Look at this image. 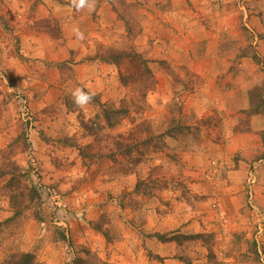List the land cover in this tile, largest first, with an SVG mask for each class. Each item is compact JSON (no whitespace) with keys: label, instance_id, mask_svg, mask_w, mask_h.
I'll return each mask as SVG.
<instances>
[{"label":"rangeland","instance_id":"rangeland-1","mask_svg":"<svg viewBox=\"0 0 264 264\" xmlns=\"http://www.w3.org/2000/svg\"><path fill=\"white\" fill-rule=\"evenodd\" d=\"M115 1L116 12L130 32L119 50L134 48L133 41L144 16L142 7L124 0ZM250 9L262 17L264 24V0L251 2ZM232 26L222 37L223 56L230 58V68L217 80L219 86L206 89L209 90L200 103L190 97L202 93L203 80L187 70L158 64L160 71L174 78L167 80L171 84L168 92L166 80L155 79L152 87L150 79L135 74L136 66L123 63L116 68L118 80L109 83L114 94L111 93L112 99L106 95L103 100H109L103 101L95 96L90 103L78 106L72 97L78 84H73L74 80H62L67 85L60 88V95H52L48 106L40 107L45 116H38L37 107L32 104L35 97L26 96L20 86L2 73L0 169L10 171L7 165L13 162L23 174L22 179H18L20 184L34 188L35 194L30 200L31 194L25 193L23 188L24 196L20 198L22 187L10 188L12 176L0 178V262L10 254L31 252L36 264H72L78 257L89 259L84 252H90L104 264H165L164 260H170V264H264V200L254 193V186L261 185L255 171L257 167L251 165L247 171L244 184L247 212L240 214L238 199L231 198L238 195L231 187L240 176L228 178L233 180L228 184L223 182L225 173L216 172L221 162L219 154L208 150L210 144L220 141L215 136L222 129L220 121L224 120V115L228 110L240 108L249 91L260 87L264 80V59L257 53L259 63L252 60L254 70L245 69L242 75L248 80H237V83L231 80L238 75L239 51L247 52L248 46L246 27L238 18ZM236 32L237 36H233ZM64 73L71 78L72 73L67 69ZM119 73L123 74L126 85L120 84ZM96 101L113 110L122 107L127 114L119 117L113 128L101 129L94 139L85 134L81 123L86 124L97 114L101 115L102 109ZM214 106L224 111L210 109ZM212 110L215 114H211ZM243 112H239V124L234 128L241 132L233 135L244 134L246 131L242 130L248 128L250 117ZM225 119V124H232L237 117ZM200 120L203 121L200 123ZM170 122L171 126L173 122L181 128L200 127L201 134L166 138L162 152L147 150L143 157H132V161L135 157L140 160L131 168L132 173L127 159L111 162L109 148L118 136L143 141L152 132L163 133ZM44 124L49 125L42 130ZM100 124L104 126L102 120ZM54 127L56 129H51ZM32 132L38 138L39 147L31 137ZM259 135L264 154V130ZM80 152L85 156L96 157L97 154L102 159L91 160L94 164L89 165V160L83 159ZM237 156L232 160L236 161ZM140 179L143 186L135 192ZM9 194L16 195L13 202ZM256 204L261 206L259 211ZM16 211L19 215L14 216ZM155 224L168 233L204 235L205 244L201 241L167 243L162 249L164 259L150 252L148 256L144 244L138 243L131 230L136 234L140 232L144 239L151 234L146 235L142 229H151ZM125 240L130 241L131 250L122 243ZM142 257L153 258L154 262H142Z\"/></svg>","mask_w":264,"mask_h":264},{"label":"crops","instance_id":"crops-1","mask_svg":"<svg viewBox=\"0 0 264 264\" xmlns=\"http://www.w3.org/2000/svg\"><path fill=\"white\" fill-rule=\"evenodd\" d=\"M253 1L255 0H124L127 4L142 7L144 16L133 45L136 52L148 61L147 66L154 79L166 80L169 92L171 84L167 80L174 78L171 74L160 71L158 64L187 70L203 80L200 85L202 93H194L190 97L199 103L205 98L204 94L213 89L217 80L230 68V58L223 56L222 37L228 28L233 27L234 19L238 18L239 23L246 27L248 45L264 59V24L262 17L250 9ZM116 7L115 0H95V10L91 12L87 8L75 10L70 0H0V80H4L2 73H5L22 88L26 96H34L36 103L32 104L37 107L38 116H45L40 107L48 106L52 95L61 94L60 88L64 89L67 85L62 80H74L73 84L77 83L79 88L99 96L100 100L106 95L112 99L109 83L118 80L117 69L114 65L102 63L95 55L101 46L119 50L126 41V23L116 12ZM76 28L84 33L83 40L75 36ZM233 36H237V32ZM237 61L238 75L231 79L236 80L234 83L241 79L248 80L242 76L245 69L254 70L250 57H241ZM65 69L72 73L71 78L66 77ZM207 88L209 89L206 90ZM107 100L109 98L103 101ZM210 109H216L219 113L224 111L217 106ZM248 109L247 98L240 108L228 110L224 120L220 121L222 129H218V136H215L220 141L208 146V150L219 154L221 162L216 172L225 173L223 182L228 184V178L240 176L230 186L232 190L238 191V195L231 198L238 199L237 211L240 214L247 212V209L246 212L244 210V184L251 165L257 167L255 171L261 184L260 187L254 186L255 197L264 200V194L261 196V188L264 190V154L259 135L264 130L263 115L251 116L249 131L233 135L234 128L239 124V112ZM211 114H215L213 110ZM233 115L237 120L232 124H225V117L233 120ZM46 125H42V130L46 129ZM229 132L231 135L227 134ZM31 137L39 147L35 132L31 133ZM235 155H238L236 161L232 160ZM257 206L255 208L258 210L261 206ZM131 231L139 240L138 243L144 244L147 253L164 259L162 249H165L167 243L147 237L143 239L140 232L136 234L135 230ZM142 231L146 235L168 232L156 224L153 228ZM122 243L130 248L129 240ZM140 260L154 262L153 258L147 257ZM168 261L170 262H163L170 264Z\"/></svg>","mask_w":264,"mask_h":264},{"label":"trees","instance_id":"trees-1","mask_svg":"<svg viewBox=\"0 0 264 264\" xmlns=\"http://www.w3.org/2000/svg\"><path fill=\"white\" fill-rule=\"evenodd\" d=\"M127 29V27H126ZM126 37H130V32L128 29L126 30ZM99 51L96 53V59L101 61L102 63L114 65L116 68H119L123 63H127L130 65L136 66L134 68L135 74L139 76L140 78H148L152 82L150 85L152 87L155 85L154 83V77L152 72L147 66L148 61L136 50L132 47L127 50H116L113 48H105V47H100L98 49ZM247 52L245 51H239V57H250L256 64L259 63V59L250 45L247 46ZM251 51L250 53H248ZM123 74L119 73V81L120 84L126 85V80L123 78ZM143 81V80H142ZM148 80H144V82H147ZM150 90V89H149ZM85 91V90H84ZM87 92V91H85ZM88 93V92H87ZM92 100H95L96 97L94 95ZM248 100H249V109L244 111L243 113L246 114L247 117H251L254 115H264V80L263 83L260 87L256 89H252L248 93ZM97 105L102 109L101 110V115L97 114L94 118L93 121H89L86 124H82V129L84 130L85 134L87 136L95 137L98 136L100 133L101 129L104 128H113L118 123L119 117H123L124 115L127 114V111L120 108H114L110 109L105 107L103 104H101L99 101H96ZM113 107V106H112ZM103 121L104 126H100V121ZM173 121V120H171ZM203 120H200L199 122L201 123ZM220 121V120H219ZM139 127V126H138ZM136 127V128H138ZM219 128V127H218ZM242 131H249V128H245V130ZM240 133L241 131L238 129H234L233 133ZM150 133V131H148ZM197 135L201 134V128L200 127H190V126H184L181 128L179 124L176 123V125L171 126L170 124L167 126L166 130L163 133H158V134H153V132L150 134V136L147 137L145 140L139 141L138 138L136 137H130L129 140H126L127 138L121 136H118V139L114 141V144L110 145V153H109V158L111 162H116L118 158L126 160L127 166L130 168V173H132V167H135L140 163V160H138L137 157L134 158L132 161V157L138 156V157H143L144 153L148 150H151L153 152H162V150L166 147L164 146L165 139H175L179 138L183 135ZM199 137V136H198ZM123 140H126L123 141ZM80 155L83 159L87 158L86 161L89 160V165L94 164V162H91V160H97L100 161L102 157L100 155L96 154V157L94 156H85L80 152ZM105 157V154H103V158ZM7 167H9L10 171L4 170L3 167L0 169V178L10 175L12 178L9 179V181L12 183L10 185V188L15 186L17 189L21 188L20 194L18 195L20 198L24 196V191L23 188H25V193H29L30 195V200L32 199V194H35L34 188H30L25 186L24 184H20V181L22 179V175L19 171L18 166H16L13 162L12 164L8 163ZM127 168V171L128 169ZM16 174V176H14ZM15 177V178H13ZM14 182V183H13ZM9 184V183H8ZM143 186V180H138L135 192L139 191V188ZM9 187V186H8ZM16 198L15 194H9V199L10 201L13 202V200ZM14 204L12 203V206ZM14 216L19 215V212H14ZM34 217L37 221H40L38 218L37 214H34ZM1 226V224H0ZM97 230V229H96ZM99 231V229H98ZM101 232V231H99ZM103 234V232H101ZM105 235V234H103ZM208 237V236H207ZM148 238H152L157 240L160 243H175L179 245L182 241L183 242H188V241H201L203 244H205V236L204 235H186V234H180L179 232H170V233H154L148 236ZM62 240L64 238L62 237ZM90 252H84V255L88 257L89 259H85L83 257H78L75 258L72 262V264H104L101 260L97 259V257L90 255ZM148 256H151L148 252ZM158 259V258H157ZM0 264H36V259L35 255L31 252H25V253H15V254H10L7 256Z\"/></svg>","mask_w":264,"mask_h":264},{"label":"clouds","instance_id":"clouds-1","mask_svg":"<svg viewBox=\"0 0 264 264\" xmlns=\"http://www.w3.org/2000/svg\"><path fill=\"white\" fill-rule=\"evenodd\" d=\"M71 6L77 10H83L87 8L90 12L95 10V0H70ZM74 34L77 39L83 40L84 33L79 30V28L74 29ZM72 97L74 102L78 106H84L90 103L93 99L92 94L85 92L82 88L77 87L72 92Z\"/></svg>","mask_w":264,"mask_h":264},{"label":"built area","instance_id":"built-area-1","mask_svg":"<svg viewBox=\"0 0 264 264\" xmlns=\"http://www.w3.org/2000/svg\"><path fill=\"white\" fill-rule=\"evenodd\" d=\"M26 112V111H25ZM254 183V181L252 180V183L251 184H253ZM250 194V193H249Z\"/></svg>","mask_w":264,"mask_h":264}]
</instances>
